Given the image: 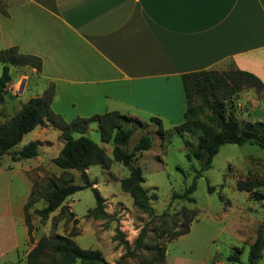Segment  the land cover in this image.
Wrapping results in <instances>:
<instances>
[{
  "label": "crops",
  "instance_id": "1",
  "mask_svg": "<svg viewBox=\"0 0 264 264\" xmlns=\"http://www.w3.org/2000/svg\"><path fill=\"white\" fill-rule=\"evenodd\" d=\"M10 47L40 59L35 96L52 84L50 109L67 123L116 111L170 130L183 121L181 75L229 68L263 85L246 108L237 99L238 120L264 122V0H0V50ZM30 192L28 182L20 202L5 196L0 207L16 254ZM195 222L166 244L164 264H208L211 234Z\"/></svg>",
  "mask_w": 264,
  "mask_h": 264
},
{
  "label": "rangeland",
  "instance_id": "2",
  "mask_svg": "<svg viewBox=\"0 0 264 264\" xmlns=\"http://www.w3.org/2000/svg\"><path fill=\"white\" fill-rule=\"evenodd\" d=\"M1 72L0 63V75ZM9 74L11 80L0 103V123L8 121L30 97L38 95L43 86L39 75L29 66H9ZM45 87L47 88L48 84ZM259 95L260 91L255 89H243L231 102L237 109L239 99L242 108H246L251 104L250 99L258 98ZM256 113L260 115L264 111L259 108ZM140 122L141 126L123 123L124 128L136 126L123 149L131 151L143 135L152 138L150 149L138 154L132 165L139 166L142 170L144 178L142 187L147 192L154 213L160 215L167 208L170 217L165 224H161L159 219L150 223L147 226L144 247L133 256H126L122 264H142L154 251L155 244L166 245L168 236L188 218V215L182 214L183 208L195 210L196 217L193 221L197 220L195 224L202 226L211 234L208 264H246L248 247L255 240L258 230L264 226V198L248 197L247 192L237 189L236 182L251 181L253 177L260 178L264 175V149L253 144L242 146L224 144L214 156L211 167L204 171L201 177L195 179V169H198L199 164L196 160L187 161L186 151L179 136L172 135L170 143L162 146L155 122L147 119ZM55 130L57 129L47 122L39 125L38 129L25 134L16 147L0 158V207L5 196H9L14 202H20L28 182L31 190L33 186L40 190L46 180L62 174V170L52 163L53 157L62 146L60 133L55 136L53 133ZM85 135L112 159L113 145L100 141L95 124L88 126ZM31 138L36 139L39 146L41 145L38 146L39 157L33 160L24 159V163L16 165L10 156L30 142ZM67 173L72 175L73 183L82 185L78 172L67 170ZM86 174L90 181L95 182L93 187L105 199L104 211L108 217L94 219L88 215V211L95 206L90 189H83L66 198L62 206L45 220L34 211L45 205L44 200L38 198L28 208L32 239L28 234L25 236L23 247L19 249L18 254L12 247L13 242H16L15 230L13 232L10 220L0 215V264H25L26 254L42 236H61L73 241L82 249L98 250L110 264L125 254L122 245L113 239L115 229L122 232L124 241L133 247L139 230L149 218L138 211L131 197L120 189V180L128 176V169L119 162L111 161L106 167L89 166ZM66 178L64 176V179ZM193 180H195V190L192 194L194 204L174 200L169 205L172 193L181 194ZM208 186L213 187L214 191L209 193ZM254 190L264 194V186ZM20 219L25 230L26 225L22 218ZM163 229L166 233L161 234ZM16 238L20 241L19 232L16 233ZM235 248L239 251L237 253L239 261L227 262L226 257L234 253ZM256 264H264V247Z\"/></svg>",
  "mask_w": 264,
  "mask_h": 264
},
{
  "label": "trees",
  "instance_id": "3",
  "mask_svg": "<svg viewBox=\"0 0 264 264\" xmlns=\"http://www.w3.org/2000/svg\"><path fill=\"white\" fill-rule=\"evenodd\" d=\"M0 63L2 65L0 103L6 94L7 84L11 80L9 66H29L38 75L41 70L39 58L21 54L16 47L0 50ZM181 85L185 97L182 123L170 130H165L158 118H151V120L156 124V132L162 146H167L170 143L172 135L179 136L185 147L187 161L196 160L199 164L198 169H195V179L201 177L202 173L211 167L214 156L224 144L238 146L253 144L264 149V122L239 121L236 115V106L231 102L243 89L261 91L263 85L257 77L236 68H229L225 71L201 70L181 75ZM53 95L54 86L48 84V87L40 96L30 97L8 121L0 123V158L7 154L10 149L16 147L25 134L30 133L45 122L60 131L62 147L57 156L52 159V163L62 170V174L57 178L46 180L40 190L35 189V186H33L23 209L29 237L32 239V225L28 208L38 198H42L45 205L34 211L37 216L45 220L52 212L62 206L66 198L83 189H90L95 206L88 211V215L94 219L107 218L108 216L104 211L105 199L93 187L95 182L88 179L86 169L94 165L106 167L111 161L119 162L128 169V176L120 180L121 191L127 193L131 197L135 208L149 218L139 230L133 247L124 241L122 232L115 229L113 239L122 245L125 254L120 256L113 264H122L126 256H133L136 251L144 247L147 226L150 223L155 219H159L161 224H165L170 217L167 208L160 215L154 213L149 204L147 192L142 187L144 182L142 170L139 166L132 165V161L137 158L138 154L150 149L152 138L149 135H143L131 151H125L123 147L127 145L136 126L124 128L123 123H135L141 126L142 123L137 118L110 111L92 115L88 118L76 117L67 123L51 111L50 104ZM90 124L96 125L102 143L113 145L112 159L108 158L105 151L85 135ZM38 146L37 141L28 142L10 156L11 161L18 162L37 156ZM67 170L78 172L82 185L73 183V177L67 173ZM64 176L67 178L64 179ZM236 186L239 191L247 192L250 198H264V194L254 190L264 186V175L260 178L253 177L251 181L238 180ZM194 190L195 180L181 194L173 192L169 205L174 200L194 204L192 197ZM207 190L210 193L214 191V188L208 186ZM182 214L188 215V218L168 236L167 243L186 234L189 231V225L196 217V211L193 209L183 208ZM160 233L166 232L163 229ZM165 246L155 244L154 251L142 264H164ZM263 247L264 226L258 230L255 240L248 247L246 264H256ZM238 252L237 249L234 253L229 254L226 261L238 262ZM25 264L110 263L105 261L98 250L82 249L65 237L42 236L26 254Z\"/></svg>",
  "mask_w": 264,
  "mask_h": 264
},
{
  "label": "water",
  "instance_id": "4",
  "mask_svg": "<svg viewBox=\"0 0 264 264\" xmlns=\"http://www.w3.org/2000/svg\"><path fill=\"white\" fill-rule=\"evenodd\" d=\"M21 91V90H20Z\"/></svg>",
  "mask_w": 264,
  "mask_h": 264
}]
</instances>
